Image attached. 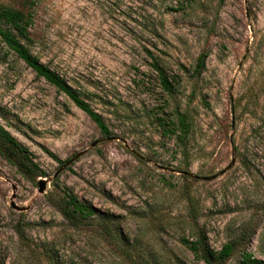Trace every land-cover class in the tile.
Masks as SVG:
<instances>
[{
    "label": "rangeland",
    "instance_id": "1",
    "mask_svg": "<svg viewBox=\"0 0 264 264\" xmlns=\"http://www.w3.org/2000/svg\"><path fill=\"white\" fill-rule=\"evenodd\" d=\"M0 6L28 16L18 40L110 132L0 41V126L43 176L0 154V264H203L182 243L198 234L235 245L225 264L264 260V0ZM66 198L92 216L70 224Z\"/></svg>",
    "mask_w": 264,
    "mask_h": 264
},
{
    "label": "trees",
    "instance_id": "2",
    "mask_svg": "<svg viewBox=\"0 0 264 264\" xmlns=\"http://www.w3.org/2000/svg\"><path fill=\"white\" fill-rule=\"evenodd\" d=\"M28 16L21 12L6 6H0V41L34 74L43 79L49 85L68 96L71 101L84 112L89 119L96 125L99 132L110 137V132L103 122L102 118L95 113L89 105L81 100L66 81L55 71L51 70L47 65L39 62V60L30 54L28 49L21 44L18 37H27ZM206 55L201 54L197 58L194 73L199 75L204 68ZM154 71L158 75L159 83L165 92L171 91V85L168 78L164 75L163 70L153 62ZM176 129L180 135H185L188 131V123L185 114L176 112L175 114ZM176 132V130H175ZM173 132V135L175 134ZM0 154L4 155L9 163L16 166L21 172L34 177H43L42 172H38L37 166L31 162L24 149L8 132L0 126ZM62 217L72 225H79L82 221L89 219L92 213L88 209L76 201V199H64L63 204L59 207ZM193 242L182 240V243L193 253V255L201 260L203 264H225L232 255L235 245L233 243L224 244L218 251L212 250L206 243L202 234ZM237 264H264L263 259H257L252 254L242 251L239 255Z\"/></svg>",
    "mask_w": 264,
    "mask_h": 264
},
{
    "label": "water",
    "instance_id": "3",
    "mask_svg": "<svg viewBox=\"0 0 264 264\" xmlns=\"http://www.w3.org/2000/svg\"><path fill=\"white\" fill-rule=\"evenodd\" d=\"M38 184H39V189H38V191H39V193H42L43 190H44V185H45V183H44V181H40Z\"/></svg>",
    "mask_w": 264,
    "mask_h": 264
}]
</instances>
